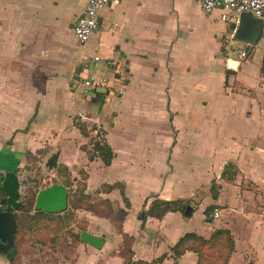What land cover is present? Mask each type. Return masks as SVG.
Returning <instances> with one entry per match:
<instances>
[{"label":"crops","instance_id":"crops-1","mask_svg":"<svg viewBox=\"0 0 264 264\" xmlns=\"http://www.w3.org/2000/svg\"><path fill=\"white\" fill-rule=\"evenodd\" d=\"M86 1L0 0V183L14 171L25 194L81 185L95 209H75L72 226L105 243L78 241L72 264H125V238L134 261L197 264L171 247L220 230L226 264H264V19L223 22L197 0H117L80 44ZM90 77L106 85L84 88ZM97 127L108 165L93 152ZM153 199L189 210L156 219Z\"/></svg>","mask_w":264,"mask_h":264},{"label":"trees","instance_id":"trees-1","mask_svg":"<svg viewBox=\"0 0 264 264\" xmlns=\"http://www.w3.org/2000/svg\"><path fill=\"white\" fill-rule=\"evenodd\" d=\"M93 144V152L101 158L105 165H108L112 158L109 147L104 143L101 145L97 143ZM35 194V191H28L24 195L25 197L23 205L19 207L17 213L14 214L16 221V229L13 238L14 249L7 252L5 255V258L9 263L13 262L19 254L18 243L16 248V241L18 236L21 235V232L34 230L36 228L37 231H39L42 228L47 229L51 225L56 229H63L65 227L68 228L75 222V215L73 212L75 209L81 207L95 209L93 206L87 204V202L84 200V195L80 184L76 190L69 193L68 209L61 214L51 215L42 211L34 212L33 201ZM2 195L3 193L0 189V196ZM0 205L4 207L3 209L0 208V211L10 210V208L5 204L0 203ZM185 209L189 210V204L183 203L182 201H163L159 199H153L148 208L147 214L150 217L159 219L167 212L182 210L185 211ZM212 211L213 209H211V207L207 209V220H210ZM79 227L80 232L82 227ZM72 236L75 241H79V233H73ZM220 241H225V244H221ZM129 246V239L125 238L123 242V250L121 251L125 264H158L165 258V256H162L150 263L134 261L132 259V253L129 249ZM229 248H231L229 234L226 231L220 230L216 231L208 240H204L194 234H186L181 239H179V241L173 247H171L170 252L174 258H178L185 251H192L198 257L197 264H226ZM224 249L226 252H222ZM211 261L213 263H211Z\"/></svg>","mask_w":264,"mask_h":264},{"label":"water","instance_id":"water-1","mask_svg":"<svg viewBox=\"0 0 264 264\" xmlns=\"http://www.w3.org/2000/svg\"><path fill=\"white\" fill-rule=\"evenodd\" d=\"M0 189L3 196L0 202L10 208V210L0 211V251L13 249V238L16 229L14 213L23 205L25 193L22 187L26 185L21 181L14 171L1 173ZM68 189L61 184H51L39 189L33 201V211H42L47 214H61L68 209ZM79 241L100 250L105 240L99 236L93 235L86 231L79 233Z\"/></svg>","mask_w":264,"mask_h":264},{"label":"built area","instance_id":"built-area-1","mask_svg":"<svg viewBox=\"0 0 264 264\" xmlns=\"http://www.w3.org/2000/svg\"><path fill=\"white\" fill-rule=\"evenodd\" d=\"M200 10L204 14H210L215 10L221 12L219 18L223 22H232L231 16L242 13L249 14L255 18L264 19V0H197ZM117 0H87L81 15L76 19L72 35L75 40L80 43H86L98 26L99 13L105 7L116 3ZM228 48V47H227ZM245 56V52H241V57ZM98 57L93 60L98 61ZM86 62V60H84ZM106 85V78L90 77L83 82L84 88H97ZM92 142L99 145L105 142L103 132L99 127L92 131ZM218 216V210L214 209L212 217Z\"/></svg>","mask_w":264,"mask_h":264},{"label":"rangeland","instance_id":"rangeland-1","mask_svg":"<svg viewBox=\"0 0 264 264\" xmlns=\"http://www.w3.org/2000/svg\"><path fill=\"white\" fill-rule=\"evenodd\" d=\"M24 197L22 202H24ZM79 226L71 225L68 228L56 229L51 225L39 231L36 228L21 232L17 239L18 242L16 241L18 256L9 263L5 255L0 252V264H72L77 255L78 243L72 235L79 233Z\"/></svg>","mask_w":264,"mask_h":264},{"label":"flooded vegetation","instance_id":"flooded-vegetation-1","mask_svg":"<svg viewBox=\"0 0 264 264\" xmlns=\"http://www.w3.org/2000/svg\"><path fill=\"white\" fill-rule=\"evenodd\" d=\"M12 249H10V250H5V252H2V251H0V252H2L4 255H6L7 254V252H9V251H11Z\"/></svg>","mask_w":264,"mask_h":264}]
</instances>
